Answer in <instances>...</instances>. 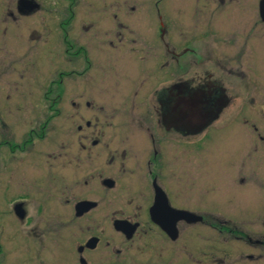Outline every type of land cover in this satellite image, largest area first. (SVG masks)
Segmentation results:
<instances>
[{
	"label": "flooded vegetation",
	"instance_id": "flooded-vegetation-1",
	"mask_svg": "<svg viewBox=\"0 0 264 264\" xmlns=\"http://www.w3.org/2000/svg\"><path fill=\"white\" fill-rule=\"evenodd\" d=\"M22 1L18 16L40 10L36 0H29L38 6L31 11ZM191 1L185 25L163 5L136 14L129 8L128 24L118 22L116 0L78 15L73 6L62 10L46 49L60 45L65 65L47 91L76 84L78 150L49 162L50 173L59 165L61 181L37 208L46 213V246L13 249L0 241V264H225L230 240L242 264L261 262L264 227L249 231L242 221L214 215L212 204L197 198L188 171L220 133L264 144L257 63L264 0ZM36 136L30 128L22 143L3 141V174L8 160L30 152ZM258 167L247 178L237 170L234 184L264 193ZM9 197L4 186L1 205ZM10 199L11 219L37 238L38 215L31 216L27 194ZM256 220L264 226V213Z\"/></svg>",
	"mask_w": 264,
	"mask_h": 264
},
{
	"label": "rangeland",
	"instance_id": "rangeland-1",
	"mask_svg": "<svg viewBox=\"0 0 264 264\" xmlns=\"http://www.w3.org/2000/svg\"><path fill=\"white\" fill-rule=\"evenodd\" d=\"M103 1L105 0H76V3L71 4L68 0H36L40 7L36 14L18 16V0H0V115L5 121V126L0 125V241L4 240L7 247L46 246V213L44 209L37 212V208L50 193L51 185L61 181L59 165L53 163L54 169L50 173L49 162L52 156H57L63 150H78V108L71 104L78 102L76 84L74 89L65 92L56 89V85H53L52 92L47 91L58 80V73L65 65L60 45L53 47V50L51 46L46 49V45H51L55 39L49 35V29L60 23L62 10L66 6L75 7L78 15L90 5H104ZM116 1L119 9L118 22L123 24L134 22L126 14L131 7L135 8L131 13L136 14L145 12L147 8L154 12V8L163 5L169 12L178 15L185 25L190 22V9L193 5L191 0ZM106 2L109 6V0ZM9 12L18 18L13 20L8 15ZM137 22L145 23L146 20ZM73 23L74 33L78 35L82 24L79 16ZM261 36L257 63L264 76V32ZM259 103H263L260 132L264 136V91ZM30 128L35 129L39 135L36 136L33 147L30 152V148H27L26 152L18 154L12 162L8 160L7 170L3 174L1 159L5 157L4 151L8 147L2 145L3 141L22 143ZM230 133H220L199 152L197 162L188 171V176L196 184L197 198L209 201L214 215H225L235 221H242L244 228L249 231L254 226L263 228V222L256 219L259 214L264 213V193L254 186H237L234 184V175L238 170L247 178L249 170L253 169L250 167L257 165L264 178V144L247 142V139L232 137ZM255 146L256 153L253 152ZM185 174L183 170V182L188 180ZM4 186L8 197L27 194L26 204L31 216L38 215L37 238L32 233V238L28 237L23 231L24 224L11 219L10 197L1 205ZM1 223L5 232L1 229ZM214 239L217 241L219 238L214 236ZM227 247L230 258L225 264H242L244 261L238 259L239 245L230 240ZM13 249L8 250L10 258L15 256L16 251ZM257 264H264V252L261 262Z\"/></svg>",
	"mask_w": 264,
	"mask_h": 264
},
{
	"label": "water",
	"instance_id": "water-1",
	"mask_svg": "<svg viewBox=\"0 0 264 264\" xmlns=\"http://www.w3.org/2000/svg\"><path fill=\"white\" fill-rule=\"evenodd\" d=\"M22 5L25 6V8H26L28 11H31V10H33V9H35V8L38 7L35 3H33V2H31V1H29V0H23V1H22Z\"/></svg>",
	"mask_w": 264,
	"mask_h": 264
},
{
	"label": "trees",
	"instance_id": "trees-1",
	"mask_svg": "<svg viewBox=\"0 0 264 264\" xmlns=\"http://www.w3.org/2000/svg\"><path fill=\"white\" fill-rule=\"evenodd\" d=\"M37 136H39L38 134H37ZM42 136V135H41Z\"/></svg>",
	"mask_w": 264,
	"mask_h": 264
}]
</instances>
